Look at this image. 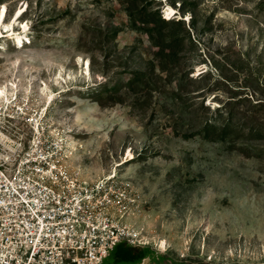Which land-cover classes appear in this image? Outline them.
Listing matches in <instances>:
<instances>
[{"label": "rangeland", "instance_id": "374dc122", "mask_svg": "<svg viewBox=\"0 0 264 264\" xmlns=\"http://www.w3.org/2000/svg\"><path fill=\"white\" fill-rule=\"evenodd\" d=\"M3 6L30 43L0 41V87L38 110L59 78L51 133L86 179L126 184L135 243L166 264H264V0Z\"/></svg>", "mask_w": 264, "mask_h": 264}, {"label": "built area", "instance_id": "2783aa9c", "mask_svg": "<svg viewBox=\"0 0 264 264\" xmlns=\"http://www.w3.org/2000/svg\"><path fill=\"white\" fill-rule=\"evenodd\" d=\"M30 101L0 99V264H102L120 243L148 245L132 240L126 184L86 179L54 139L50 107Z\"/></svg>", "mask_w": 264, "mask_h": 264}, {"label": "bare ground", "instance_id": "6f19581e", "mask_svg": "<svg viewBox=\"0 0 264 264\" xmlns=\"http://www.w3.org/2000/svg\"><path fill=\"white\" fill-rule=\"evenodd\" d=\"M173 9H169L170 12H172ZM22 11H19V12H16V14L13 16V19H12V22L10 24H5L4 22V18L6 16V8L3 6L2 9L0 10V39L1 38H6V37H11L14 39V42L16 44V47H19L20 49H23L24 48V44L25 43H30V42H24L22 40V38L20 37L21 33L24 32L26 30V26L23 25L21 22L20 24L22 25H19L18 28H14V26L16 25V22L18 21V16L19 14L21 13ZM3 32H9V34L7 36H5L3 34ZM24 42V43H23ZM6 57L5 55H0V58H4ZM19 58V56H18ZM18 63V62H17ZM17 68H18V64H17ZM81 74L84 75V77L88 76L89 75V67L88 65H86V67H84V64L82 65V71H81ZM200 75L199 74H196V76ZM41 86L38 88V93L45 97V103L44 105H46L47 107H50L52 102L56 100V96H58L60 93L64 92L65 90H63V86H61V83L59 82V78L55 79L54 81V86L57 87V92L55 91H50L47 87L46 84L42 83L40 84ZM17 88H18V85H17ZM6 95V93L3 91L2 87H0V99L3 98V96ZM71 148L72 149H75V144H71ZM132 155L131 153L129 152L127 154V158L126 159H129L131 158ZM120 165L122 164H116V168L119 167ZM116 172V170H114V173ZM112 174V172L110 173ZM148 244V242H146ZM156 246L159 248V249H162L164 250L165 249V241L161 240L159 241Z\"/></svg>", "mask_w": 264, "mask_h": 264}, {"label": "crops", "instance_id": "0c3cea01", "mask_svg": "<svg viewBox=\"0 0 264 264\" xmlns=\"http://www.w3.org/2000/svg\"><path fill=\"white\" fill-rule=\"evenodd\" d=\"M171 260L153 247L129 245L125 242L116 246L102 264H166Z\"/></svg>", "mask_w": 264, "mask_h": 264}, {"label": "trees", "instance_id": "16d2710c", "mask_svg": "<svg viewBox=\"0 0 264 264\" xmlns=\"http://www.w3.org/2000/svg\"><path fill=\"white\" fill-rule=\"evenodd\" d=\"M118 245H119V244H118ZM118 245H117V246H118ZM179 264H185V262H184V261H181Z\"/></svg>", "mask_w": 264, "mask_h": 264}]
</instances>
